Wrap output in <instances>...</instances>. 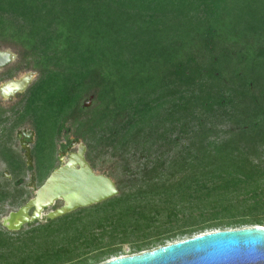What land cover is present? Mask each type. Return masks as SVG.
Returning <instances> with one entry per match:
<instances>
[{
  "label": "trees",
  "instance_id": "16d2710c",
  "mask_svg": "<svg viewBox=\"0 0 264 264\" xmlns=\"http://www.w3.org/2000/svg\"><path fill=\"white\" fill-rule=\"evenodd\" d=\"M1 43L38 72L27 105L42 173L70 120L93 167L109 155L131 179L100 203L0 230V264H98L120 254L117 236L142 238L133 254L264 226V0H0Z\"/></svg>",
  "mask_w": 264,
  "mask_h": 264
},
{
  "label": "water",
  "instance_id": "95a60500",
  "mask_svg": "<svg viewBox=\"0 0 264 264\" xmlns=\"http://www.w3.org/2000/svg\"><path fill=\"white\" fill-rule=\"evenodd\" d=\"M11 56L0 51V68L10 63ZM32 74L6 82L2 94L24 89ZM74 144L75 151L69 152L66 160L50 172L35 195L8 214L7 217L16 219L11 226L4 222L7 228L15 230L25 222L52 219L118 194L113 179L96 173L87 162L86 146L81 141ZM58 200L62 201L59 207L39 214ZM31 208L33 212L28 215ZM98 264H264V226L207 230L149 250L110 257Z\"/></svg>",
  "mask_w": 264,
  "mask_h": 264
},
{
  "label": "rangeland",
  "instance_id": "374dc122",
  "mask_svg": "<svg viewBox=\"0 0 264 264\" xmlns=\"http://www.w3.org/2000/svg\"><path fill=\"white\" fill-rule=\"evenodd\" d=\"M0 51H6L8 53H10L11 56V60L10 63L4 67L0 68V84L8 81L11 78H19L25 74H28L29 72L33 71L34 74L31 76V83L29 85H31L38 77V72L37 70H34L31 68V63H29V61H24L21 59L20 55L18 54L16 48L14 46H11L9 44H5V43H1L0 44ZM30 87V86H29ZM26 94H28V92H26ZM25 94V96H26ZM24 96V94H22ZM19 99V95H11V96H6L5 94H1L0 93V105L4 106L3 108L6 109V107H10L12 106L14 103H16ZM85 106L89 105V100H86L84 102ZM23 108V102L22 100L19 102V105L17 106V110L18 112L21 111V109ZM17 114V111L15 113V115ZM7 116H9L10 118H14L15 115H13L12 111H8L6 113ZM69 123L70 120H68L65 125L64 128L60 131V133H54V147H53V152L51 153V158H50V163L47 165L48 166V171L52 170L53 168L57 167L58 165L62 164L66 158H67V154L66 152H64L63 154L58 155L59 150H61V146L62 144H67L68 140L72 141L74 138V134H73V129H67L69 127ZM24 126V128H33L35 127V122L33 121L31 116H28L25 118V123L22 125ZM85 146H86V142H84L83 140H80ZM15 142V141H14ZM16 143V142H15ZM14 143V144H15ZM71 148H68L67 151L71 152V151H75V149L77 148V145L74 144V142L71 144ZM31 147V146H29ZM86 152H87V146H86V151H85V157H86ZM60 156V157H58ZM36 158V157H35ZM35 158L32 156V163L34 166L37 167V162L35 161ZM21 160H23L24 162V167H26V159L25 158H21ZM29 160V159H28ZM87 160V159H86ZM87 162L91 165V162L89 160H87ZM92 166V165H91ZM130 166H134V163H132V165ZM92 168L94 169V171L96 173H103L105 175L110 176L113 181L116 183V186L118 185V181L119 179H125V180H129L131 179L129 175H125L122 171V162L120 163L119 161H116V159H112L109 157V155H101L99 157L96 158V165L95 167L92 166ZM47 171V172H48ZM46 172V173H47ZM12 173V174H11ZM21 178H22V183L15 187V177L13 172L9 169V167L7 166V164L5 163L4 160H2L0 158V190L5 192H8L10 194V196L8 195L5 200L1 201L0 203V230L2 231H15L12 229L7 228L4 225V218L8 216V214L12 211L17 210L20 206H22L23 204H25L30 198H32L35 195L36 190L39 188V185L42 182V178H38L36 180L33 181L32 176L30 173L27 172V170H25L22 174H20ZM45 175H43L42 177H45ZM16 188V189H15ZM21 190V194L17 195V193L19 192L18 190ZM118 189V187H117ZM119 192V190H118ZM12 195H16L17 197H13ZM61 205L60 201H57L54 205L46 208L43 210L44 213L49 212L50 210H53L55 207H59ZM264 213V211H259L258 215H261L260 213ZM262 213V214H263ZM195 216H198V213L196 212L194 214ZM180 217V215H178ZM163 218L165 219V216H163ZM173 218V217H171ZM200 218H195V222L197 224H200ZM45 221V219H38V220H34V221H29V222H25L22 224V227L26 226L29 223H38V222H43ZM170 225L169 226H179L181 225V221H169ZM211 222V221H209ZM215 222V221H212ZM21 227V226H20ZM19 227V228H20ZM186 235H184L185 237ZM183 237V236H182ZM181 236H179V238H182ZM125 238L123 236H117L115 242H117L118 244L116 246H120L121 250H120V254L119 255H128L130 254V252L132 251V248L135 244L140 242V239H134V237H129L127 236L125 241L122 242L121 239ZM144 240H148L147 238H145ZM150 240V239H149ZM87 256H90L89 254Z\"/></svg>",
  "mask_w": 264,
  "mask_h": 264
},
{
  "label": "flooded vegetation",
  "instance_id": "af4514ba",
  "mask_svg": "<svg viewBox=\"0 0 264 264\" xmlns=\"http://www.w3.org/2000/svg\"><path fill=\"white\" fill-rule=\"evenodd\" d=\"M31 72H33V71H31ZM25 75H23L19 78H11L8 81L20 79V78L24 77ZM8 81H6V82H8ZM6 82L0 84V93L1 94L3 91L2 86ZM30 83H31V77H30ZM29 84L24 89H21V90H16V91L6 90V91H8L7 94L5 93L6 96L7 95L11 96V95L16 94V95H19V99L12 106L6 107V109L3 108L4 106L0 105V111L3 112L2 117H4V119L0 122V158L3 160V157L10 158L11 156H19L20 158L26 159V167L22 166L19 168H15L12 171L14 176H16L15 177V185H14L15 187L19 186L22 183V178H21L20 174H22L25 170H27V172L31 174L33 181L41 177L43 179L41 182V184H42L45 181V179L47 178V176L50 174V172L56 168V167L53 168L51 171L49 170L47 173H42L43 169L34 166L32 163V156L35 158L36 154L44 153L45 148H42L41 150H39V147L37 148L35 146L36 145V129H35V127H34V129L33 128H27L26 129V128H24V126H22L25 123L26 117H28V116L32 117V113H31V111L27 105V102L29 99V93L26 94V92H28V90H29V86H30ZM22 94H24V96ZM25 94H26V96H25ZM21 100L23 102V108L21 109L20 112H18L17 106L19 105V102ZM8 111H12L13 115H15V113L17 111V114L12 119L6 115V113ZM32 119H33V121H35L33 117H32ZM73 142H75V141L72 140L70 142H67V144H65V145L62 144L61 150H59L58 155L61 156V154H63L64 152H66V154H68L69 152L67 151V149L71 148V146H72L71 144ZM63 145H64V147H63ZM29 146H31V147H29ZM60 156H58V157H60ZM43 174H46V176L42 177ZM58 201H60V200H58ZM60 202L62 204V201H60ZM55 208H57V207H55ZM32 212H33V209L31 208L28 211V215H31Z\"/></svg>",
  "mask_w": 264,
  "mask_h": 264
},
{
  "label": "bare ground",
  "instance_id": "6f19581e",
  "mask_svg": "<svg viewBox=\"0 0 264 264\" xmlns=\"http://www.w3.org/2000/svg\"><path fill=\"white\" fill-rule=\"evenodd\" d=\"M42 213H43V211L40 212L39 214H42ZM15 219H16V216H14V217H12V216L11 217H5L4 218V222H5V224L11 226L14 223Z\"/></svg>",
  "mask_w": 264,
  "mask_h": 264
}]
</instances>
